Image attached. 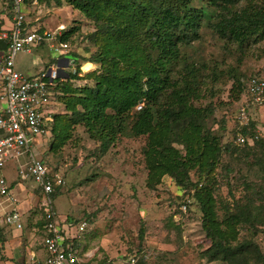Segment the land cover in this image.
Masks as SVG:
<instances>
[{
    "label": "trees",
    "instance_id": "16d2710c",
    "mask_svg": "<svg viewBox=\"0 0 264 264\" xmlns=\"http://www.w3.org/2000/svg\"><path fill=\"white\" fill-rule=\"evenodd\" d=\"M64 1L93 24L86 40L94 50L84 47L79 61L73 54L78 66L65 79L58 71L53 90L63 112L53 114L49 150H60L77 125L99 142L97 156L120 142H139L145 185L155 189L168 176L184 189L185 207L191 200L197 204L210 241L200 257L264 264L254 240L264 233V136L255 137V121L239 127L225 110L238 106L251 78L245 80L239 64L251 44L264 40V0ZM79 30L70 26L59 39L68 41ZM206 36L221 42V60L206 57ZM235 50L236 63H225ZM86 62L96 67L80 75ZM73 79L86 82L74 86ZM229 82L223 101L216 85ZM237 132L251 141L235 143ZM232 175L238 185L231 183ZM174 228L180 230L181 222ZM139 232L143 239V222ZM143 250L128 264H147Z\"/></svg>",
    "mask_w": 264,
    "mask_h": 264
},
{
    "label": "rangeland",
    "instance_id": "374dc122",
    "mask_svg": "<svg viewBox=\"0 0 264 264\" xmlns=\"http://www.w3.org/2000/svg\"><path fill=\"white\" fill-rule=\"evenodd\" d=\"M24 1L30 26L42 30L53 29L59 24L67 28L79 25L80 30L67 41L69 47L66 51L54 52L44 43L30 53H16V69L31 74L41 66L47 69L59 56L65 55L72 60L62 62L60 73L65 79L66 73L75 72L78 66L76 62L85 55L84 47L94 50V46L86 40V34L93 29V24L64 0H60V4L56 0ZM11 13L10 1L1 0L0 14L8 16ZM205 40L203 49L206 57L221 60V42H214L208 36ZM232 53L225 57V63H236L235 58L239 55H236L237 51ZM73 54L77 55L78 61L73 62ZM92 67V64L84 63L80 67V75L94 70L96 66ZM239 68L245 74V80L252 76H264V40L251 44ZM85 82L72 80L74 86ZM229 85L230 82L216 85L221 90L219 97L223 101L227 100ZM54 101L57 102L56 99ZM237 107L232 105L225 108L227 115L234 116ZM252 107L256 110H248L249 118L255 121L264 136V121L259 120L258 112L261 107L260 110L264 111V105ZM53 110L63 112V105L56 103ZM216 115L219 117L221 111L218 110ZM232 124L230 119L226 121L227 130ZM48 125L51 128L53 122ZM51 140L49 132L40 145L37 142L34 146L37 156L65 180V184L59 188V194L53 199L58 221L63 222L65 217H69L65 223H69L74 231L78 223L83 220L87 222L85 230L74 240L78 257L82 258V253L91 251V259L95 264H128L129 258L141 248L144 249L142 256L147 264H223L200 257L199 252L206 249L210 241L201 229V212L197 204L191 200L190 206L185 207L182 203L187 198L184 189L168 176H164L155 189L145 185L146 171L140 160L139 142L133 144L123 141L114 145L105 155L97 156L99 142L92 140L81 125L75 127L72 138L57 152L49 150ZM21 160L24 161V158ZM6 165L4 170L12 169L16 174L14 163ZM190 175L192 179L196 178L193 172ZM233 178L232 175L231 183L238 185L239 179ZM225 191L226 188L222 186L221 194ZM142 222L144 236L140 239ZM179 222L181 229L176 230L174 225ZM254 240L264 253V233L259 232Z\"/></svg>",
    "mask_w": 264,
    "mask_h": 264
},
{
    "label": "built area",
    "instance_id": "2783aa9c",
    "mask_svg": "<svg viewBox=\"0 0 264 264\" xmlns=\"http://www.w3.org/2000/svg\"><path fill=\"white\" fill-rule=\"evenodd\" d=\"M9 1L12 22L9 28L0 30V39L7 43L0 61V170L7 162H14L18 179L25 181L28 189H39L43 195L41 206L46 219L43 245L47 255L34 264H86L85 260L90 255L82 253V258L78 257L74 240L85 230L87 222L83 220L78 223L71 237L65 234V221H58L52 196L55 188L64 185L65 180L58 171L51 170L37 156L34 146L37 142L40 145L41 140L50 132L48 123L53 122V106L57 103L54 101L53 88L58 83V71L62 67L53 63L34 75H25L15 68L16 53H30L40 44L46 43L54 52L66 51L68 42L59 39L66 27L59 24L53 29L41 30L34 25L30 26L26 19L25 1ZM256 105H264V76H253L246 84L235 114L239 127L248 125V110ZM261 132L257 128L255 137L261 135ZM247 139L251 141L237 132L235 143H243ZM0 195L8 198L12 204L16 202L1 174ZM0 220L21 226L16 209L2 215ZM129 260L133 263L134 257L131 256Z\"/></svg>",
    "mask_w": 264,
    "mask_h": 264
},
{
    "label": "crops",
    "instance_id": "0c3cea01",
    "mask_svg": "<svg viewBox=\"0 0 264 264\" xmlns=\"http://www.w3.org/2000/svg\"><path fill=\"white\" fill-rule=\"evenodd\" d=\"M0 19V30L9 28L12 22V13L11 15L8 14V16L0 14ZM4 42L6 41L0 39V61L1 56L6 48L2 47V44ZM40 45L42 46V44ZM40 45L35 47L34 50L39 49ZM64 56L65 55L59 56L57 61L53 63H58L62 66L63 60L65 62L67 60L72 62V60ZM86 63L92 64V69L95 67L93 63ZM44 64L45 63H43V65ZM43 68L44 66H41L40 68H37L33 73L28 74H37ZM20 72L24 74L23 71ZM261 108L258 109V112L260 113L259 120L263 122L264 111L260 110ZM254 109V107H250L249 110L253 112ZM7 163L14 162L9 161ZM6 166L7 165H5L0 170V174L4 176L9 189V193L15 197L16 202L12 204L8 198L0 195V218L7 212L16 209L20 215L21 226L17 227L15 224L4 223L0 220V264H34L35 261L43 260L47 255V252L43 245V237L45 235V217L44 211L41 206V203L43 202V195L41 194L39 189H28L27 183L25 181H20L17 175L13 171H11L12 169L7 168L6 170H4ZM14 166L16 167L15 163ZM65 220H69V217H65ZM69 225V223H64V229L65 234L71 237V234H74L75 231ZM84 253L90 255V258H87V260H85V263L88 264L89 262V264H95L91 259L92 252L87 251Z\"/></svg>",
    "mask_w": 264,
    "mask_h": 264
},
{
    "label": "clouds",
    "instance_id": "9594fccd",
    "mask_svg": "<svg viewBox=\"0 0 264 264\" xmlns=\"http://www.w3.org/2000/svg\"><path fill=\"white\" fill-rule=\"evenodd\" d=\"M67 28V27H66Z\"/></svg>",
    "mask_w": 264,
    "mask_h": 264
}]
</instances>
